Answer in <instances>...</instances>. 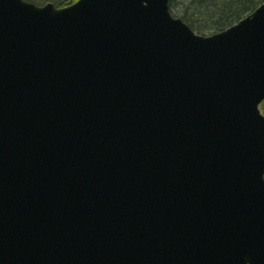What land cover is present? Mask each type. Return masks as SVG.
Listing matches in <instances>:
<instances>
[{"label":"water","instance_id":"1","mask_svg":"<svg viewBox=\"0 0 264 264\" xmlns=\"http://www.w3.org/2000/svg\"><path fill=\"white\" fill-rule=\"evenodd\" d=\"M168 1L0 0V264H264V1Z\"/></svg>","mask_w":264,"mask_h":264},{"label":"trees","instance_id":"2","mask_svg":"<svg viewBox=\"0 0 264 264\" xmlns=\"http://www.w3.org/2000/svg\"><path fill=\"white\" fill-rule=\"evenodd\" d=\"M74 1L54 0V4L64 7ZM173 1L170 0L169 8L174 16L179 17L197 34L209 35L220 32L251 14L263 0H182L179 13L174 11ZM261 110L264 114V102Z\"/></svg>","mask_w":264,"mask_h":264},{"label":"rangeland","instance_id":"3","mask_svg":"<svg viewBox=\"0 0 264 264\" xmlns=\"http://www.w3.org/2000/svg\"><path fill=\"white\" fill-rule=\"evenodd\" d=\"M29 1L35 3L36 5H44L45 3H48V2L54 3V0H41V1L29 0ZM181 2H182V0H174L173 1L172 7L176 13H179L178 10H179V5ZM260 106H262V104Z\"/></svg>","mask_w":264,"mask_h":264}]
</instances>
